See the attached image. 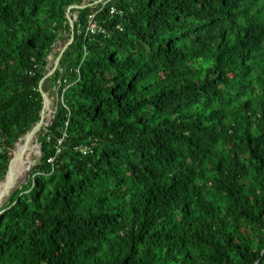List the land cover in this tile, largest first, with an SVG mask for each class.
Wrapping results in <instances>:
<instances>
[{"label":"trees","instance_id":"obj_1","mask_svg":"<svg viewBox=\"0 0 264 264\" xmlns=\"http://www.w3.org/2000/svg\"><path fill=\"white\" fill-rule=\"evenodd\" d=\"M95 1L0 0V264H264V0Z\"/></svg>","mask_w":264,"mask_h":264},{"label":"bare ground","instance_id":"obj_2","mask_svg":"<svg viewBox=\"0 0 264 264\" xmlns=\"http://www.w3.org/2000/svg\"><path fill=\"white\" fill-rule=\"evenodd\" d=\"M46 94L47 97L42 113L40 129L36 131L33 136L23 137L21 141L17 143L14 153L12 154L13 165L11 162L8 175L0 184V208L5 205L16 189L27 183L28 176L33 169V162L39 156L40 144L38 145L37 139L41 130L47 125L52 115L51 108H53L51 107L52 103L49 99V93L46 92Z\"/></svg>","mask_w":264,"mask_h":264},{"label":"rangeland","instance_id":"obj_3","mask_svg":"<svg viewBox=\"0 0 264 264\" xmlns=\"http://www.w3.org/2000/svg\"><path fill=\"white\" fill-rule=\"evenodd\" d=\"M91 1H93V0H91ZM87 4H88V2H85V5H87ZM94 4H95V2H94ZM91 5H93V4H91ZM71 16H72V14H71ZM74 19H77V16H74ZM68 42H69L68 36L66 34H63L62 38L56 43L55 48H54V50H53V52L51 54V57L49 59V65L50 66L54 65L55 60H56L59 52L63 49V47H65V45H67ZM52 77L53 76L49 77L48 80L44 84V89L46 90L47 93H49L48 94L49 95V99L51 100V103H52L51 107H53V108H51L52 115L50 116L46 126L51 125V123L53 121V118H54V115H55V112H56V109H57V103H58V100H59V84L58 83L56 84L54 81L51 82L52 81V79H51ZM20 141H21V139L18 142H20ZM17 143L14 145L13 149L10 152L11 161H12V154L14 153V150L16 148ZM37 143H38V139H37ZM38 145H39V143H38ZM40 149H41V145H40V148H39V152L41 153ZM40 153H39V156H40ZM36 160H34L33 166H34ZM39 160H40V158H39ZM12 165H13V162H12ZM30 175H31V173L28 176V181L30 179ZM28 181H27V183H28ZM26 184H23L21 187H19V189H21ZM3 207H1L0 209H2Z\"/></svg>","mask_w":264,"mask_h":264},{"label":"water","instance_id":"obj_4","mask_svg":"<svg viewBox=\"0 0 264 264\" xmlns=\"http://www.w3.org/2000/svg\"><path fill=\"white\" fill-rule=\"evenodd\" d=\"M86 7H87V5H72L67 10V18H68L70 26H71L72 35H71V39L69 40L67 45H65V47H63V49L59 52V54H58V56H57V58L55 60L54 65H52V66L48 65V70L49 71L45 75V77L40 81L39 91H40V93H41V95L43 97V109H44V105H45L46 97H47V94H46V92L44 90V83L49 77H51V76H53L55 74L56 70L58 69V67L60 65V61H61L62 57L64 56L65 51L68 49V47L71 45V43L73 42V39H74L75 19L72 18V16H71V10L72 9H84ZM50 57H51V55L49 56L48 60L50 59ZM42 113H43V110H42ZM42 113H41V121L28 134H26L24 137L33 136L36 133V131H38L40 129L41 122H42ZM7 175H8V171H7L6 177H7Z\"/></svg>","mask_w":264,"mask_h":264},{"label":"built area","instance_id":"obj_5","mask_svg":"<svg viewBox=\"0 0 264 264\" xmlns=\"http://www.w3.org/2000/svg\"><path fill=\"white\" fill-rule=\"evenodd\" d=\"M112 0H97L95 1V4H102L101 6V10L105 8V6L111 2ZM112 15H122L123 11L116 8V7H111L110 10ZM105 29L103 28V26L99 25L96 21V13L92 14L89 16V21H88V26H87V30H86V34L90 33V34H95V33H104Z\"/></svg>","mask_w":264,"mask_h":264}]
</instances>
